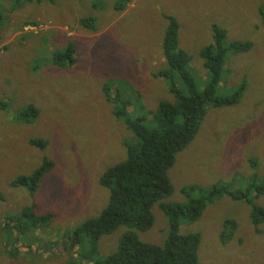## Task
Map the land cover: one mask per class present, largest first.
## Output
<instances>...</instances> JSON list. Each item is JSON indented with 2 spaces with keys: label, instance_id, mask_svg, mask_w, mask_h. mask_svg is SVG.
<instances>
[{
  "label": "rangeland",
  "instance_id": "rangeland-1",
  "mask_svg": "<svg viewBox=\"0 0 264 264\" xmlns=\"http://www.w3.org/2000/svg\"><path fill=\"white\" fill-rule=\"evenodd\" d=\"M55 1L53 9L33 0L14 9L13 0H0V222L26 205L52 214L49 225L35 232L45 244L41 248L15 240V248L7 246L9 254L0 234V264H67V235L104 208L108 190L98 179L125 158L123 141L132 137L112 114L104 84L112 94L116 88L137 90L140 108L128 112L145 116L148 127L160 101L175 102L166 82L153 76L166 67L161 43L167 16L177 20L179 49L190 56L189 71L202 80L207 72L200 50L213 40L212 24L224 27L228 39L249 41L252 47L227 56L219 85L225 91L246 77L247 86L236 104L207 113L193 139L175 154L167 172L173 192L165 201H184L182 188L192 187L193 194L195 187L209 190L214 184L245 189L253 175L264 181V0H127L121 9L116 6L122 0ZM88 15L95 17V30L79 23ZM69 44L71 64L50 62L55 50ZM119 79L122 85H116ZM29 105L38 109L32 122L12 120ZM36 137L47 141L44 148L29 143ZM45 158L52 166L34 193L13 185ZM253 202L264 207V195ZM251 209L245 201L223 196L196 221L182 223L180 233L200 234L196 264H264V222L256 232ZM152 212L153 224L139 238L162 244L168 217L157 204ZM225 219L236 222L227 243L220 238ZM127 229L121 225L100 236L99 257L114 252Z\"/></svg>",
  "mask_w": 264,
  "mask_h": 264
},
{
  "label": "trees",
  "instance_id": "trees-1",
  "mask_svg": "<svg viewBox=\"0 0 264 264\" xmlns=\"http://www.w3.org/2000/svg\"><path fill=\"white\" fill-rule=\"evenodd\" d=\"M23 1L31 0H13L11 8L21 7ZM33 1L38 4L46 2L51 9L56 4L55 0ZM126 1H120L116 7L123 8ZM99 5L103 7L100 1ZM261 6L263 11L264 6ZM166 19L168 23L161 43L166 67L158 69L153 76L166 82L175 102L160 101L156 110L150 112L152 120L151 127H148L145 116H134L128 112L131 108H140L137 90L116 88L112 94L109 84H104L105 98L113 106L112 114L124 123L132 137L123 141L125 158L105 169L98 179L99 184L108 190V201L104 208L97 216L83 220L67 235L66 245H69L67 249L71 254L67 264L80 263L81 260L93 261L95 264H196L200 234L193 231L180 233L181 224L196 221L208 204L223 196L248 203L252 208L254 230L260 232V225L264 222V207L255 204L253 199L264 195V181L258 182L256 175L252 176L245 189L214 184L209 190L195 187L192 194V187H188L181 190L184 201H165L173 192L167 172L174 163L175 154L193 139L207 113L215 108L236 104L247 86L246 77H242L237 87L230 86L225 91L219 85L226 74L224 64L227 56L230 53L247 52L252 47V42L228 39L224 27L212 24L213 40L200 50L207 72L206 80H202L189 71L187 65L191 61L190 56L179 49L176 18L167 16ZM94 20V16L88 15L82 17L79 23L95 30ZM1 22L0 19V25ZM31 24L36 23L33 21ZM73 61V46L70 44L62 51L55 50L50 60L55 65H63V62L71 64ZM121 81L119 79L116 85H120ZM37 114L38 109L34 105L24 106L12 116V120L30 123ZM29 143L44 148L47 141L36 137L31 138ZM51 166V162L45 158L33 172L17 176L12 183L22 184L34 193L42 175ZM155 204L168 217V231L162 244L143 241L138 234L152 226V208ZM51 216L35 214L33 206L26 205L18 215L0 222V234L6 242V251L12 254V249H7V246L15 248V240L25 242L28 248L33 245L38 248L45 246L41 243L42 237L36 236L34 232L38 227L46 228ZM121 225L128 229L119 236L117 249L99 257L100 236L111 233ZM235 230L236 222L225 219L221 241L227 243Z\"/></svg>",
  "mask_w": 264,
  "mask_h": 264
},
{
  "label": "flooded vegetation",
  "instance_id": "flooded-vegetation-1",
  "mask_svg": "<svg viewBox=\"0 0 264 264\" xmlns=\"http://www.w3.org/2000/svg\"><path fill=\"white\" fill-rule=\"evenodd\" d=\"M52 164V163H51ZM41 182V181H40ZM40 184V183H39ZM23 210V209H22ZM22 210H21V212H22ZM35 214H38V213H36V212H34ZM51 218V217H50ZM39 228V227H38ZM38 228L35 230V232L38 230ZM35 232H34V234H35Z\"/></svg>",
  "mask_w": 264,
  "mask_h": 264
}]
</instances>
